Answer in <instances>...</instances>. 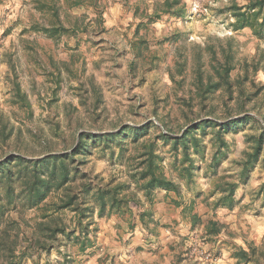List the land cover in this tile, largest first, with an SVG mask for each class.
I'll return each instance as SVG.
<instances>
[{"label": "rangeland", "instance_id": "1", "mask_svg": "<svg viewBox=\"0 0 264 264\" xmlns=\"http://www.w3.org/2000/svg\"><path fill=\"white\" fill-rule=\"evenodd\" d=\"M258 1L0 0V162L96 136L67 167L0 173V264L11 248L14 264H264ZM239 11L258 12L253 27ZM247 113L198 128L188 149L162 135ZM125 125L146 128L118 137ZM149 158L171 190L145 187Z\"/></svg>", "mask_w": 264, "mask_h": 264}, {"label": "trees", "instance_id": "2", "mask_svg": "<svg viewBox=\"0 0 264 264\" xmlns=\"http://www.w3.org/2000/svg\"><path fill=\"white\" fill-rule=\"evenodd\" d=\"M82 0H76V3H81ZM176 3L179 2V0H175V1H172V0H167V3L169 5V8L173 7V5ZM257 4H261L263 5L264 4V0H259L257 2ZM253 6H251L250 8H252ZM240 9V8H238ZM257 14L258 12L256 13H253V14H249L248 12H245V11H239V14L237 13V21L238 23H241V25H243L242 23H244L245 21H251V22H248L251 27H253V19H256L257 18ZM252 16V17H251ZM251 17V18H250ZM249 19V20H248ZM264 24V22H263ZM213 85H216V86H220V84L218 82L216 83H208L207 85V90H205V92H208L211 90V87H213ZM213 92V91H211ZM249 119H253V120H256V117L252 114H245L244 117H237V118H233L231 119L230 121L228 122H218L216 119H203L201 122H198V123H193V124H190L182 133L181 136H174L173 134H171V131L169 128H167L168 130V133H162V135L166 138H171V139H174V145L177 147L178 145V142H182L183 146L185 147V149H188L189 148V142L191 141L192 139V136H194L196 130L200 127L204 128L207 124H213V125H216V126H219L220 128H235L237 127L241 122H244V121H247ZM165 125V124H164ZM166 126V125H165ZM143 128H146V126L144 127H134V126H129V125H125L121 128V130L118 132V137H121L123 135H126L128 133L129 130H132L134 131V134H139ZM111 134H106V136H110ZM93 137L95 138L96 136L94 134H88V133H83L81 138H80V142H79V145L77 146V148L70 154H61L59 156H47L45 157L43 160H40V161H30L29 159H25L24 157L22 156H17V155H8L3 161L0 162V173H3L4 171H12V164L15 162V161H19V162H22V163H34V166H36L35 168L37 169V167L40 168L41 164L51 160V159H58L60 160V164L63 166V167H67L68 165V160H70V162H75L76 160V156L78 153L80 152H87L90 148V144H88V139H93ZM155 160H153V158H149V179L147 180L146 182V186L149 191H152L154 190L156 187H163V188H166L167 190H171L172 189V184H173V181L170 180L169 178H166L164 176L163 173H157V163L156 165L154 164ZM38 170V169H37ZM145 173V172H144ZM147 176V174H145V177ZM101 199H104V195L102 194L101 195ZM105 206V204H104ZM103 206V207H104ZM193 220L196 221L197 219V216L195 214H193ZM7 248V245L5 244L4 241H1L0 240V250H3L5 251V249ZM15 249L16 248H11L10 251L12 250L11 252V255L10 257L12 258V262L10 264H14L15 262V259L16 257L13 255V253H15ZM241 253L242 255H244L246 258L248 257V252L245 250V249H241ZM14 259V260H13Z\"/></svg>", "mask_w": 264, "mask_h": 264}, {"label": "built area", "instance_id": "3", "mask_svg": "<svg viewBox=\"0 0 264 264\" xmlns=\"http://www.w3.org/2000/svg\"><path fill=\"white\" fill-rule=\"evenodd\" d=\"M194 252H196L197 255L200 256L201 260H204L206 262L214 261V258L210 252H207L205 250H199L198 248H195Z\"/></svg>", "mask_w": 264, "mask_h": 264}]
</instances>
